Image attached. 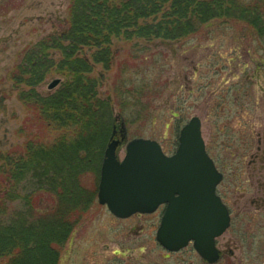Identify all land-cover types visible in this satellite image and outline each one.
<instances>
[{"label":"rangeland","instance_id":"obj_1","mask_svg":"<svg viewBox=\"0 0 264 264\" xmlns=\"http://www.w3.org/2000/svg\"><path fill=\"white\" fill-rule=\"evenodd\" d=\"M69 2L0 0L2 151L23 143L18 129L26 117V110L16 99L6 75L27 47L62 30ZM112 52L111 67L107 70L95 65L91 75L99 81V97L114 102L115 136L111 138L125 139L117 150L120 160L125 155V143L139 138L155 140L166 154H174L179 132L192 117L199 118L207 152L224 173L226 185L231 182V152H254L258 146L263 149L258 133L264 128V40L253 36L243 22H212L175 41L114 39ZM120 68H128L129 73L124 75ZM129 79L135 81L134 86L127 85ZM122 80L127 81L122 90L132 89L135 97L134 91L157 82L155 94L144 90L146 97L140 108H145V117L133 121L122 117L116 100V89ZM63 81V77L51 74L37 90L48 96ZM96 179L93 173L83 178L88 190L83 196L89 198L83 197V202L73 210L80 221L60 250L59 264H180L179 256L164 259L156 245L154 237L160 214L113 217L98 202ZM247 197L243 195L239 203L244 204ZM35 203L43 208L50 205V200L41 197ZM252 247L260 248V242ZM238 258L249 264H264V254Z\"/></svg>","mask_w":264,"mask_h":264},{"label":"trees","instance_id":"obj_2","mask_svg":"<svg viewBox=\"0 0 264 264\" xmlns=\"http://www.w3.org/2000/svg\"><path fill=\"white\" fill-rule=\"evenodd\" d=\"M216 21L243 22L264 40V0H70L62 30L22 52L6 75L26 117L23 143L0 150V264H59L80 221L73 210L88 193L83 178L95 174L97 186L115 126L114 102L99 97L91 75L95 65L111 67L113 40L175 41ZM51 74L65 81L43 96L37 87ZM126 82L116 89L122 117H145L144 90L155 94L157 82L134 91L137 97L122 90ZM41 197L50 205L35 203Z\"/></svg>","mask_w":264,"mask_h":264},{"label":"water","instance_id":"obj_3","mask_svg":"<svg viewBox=\"0 0 264 264\" xmlns=\"http://www.w3.org/2000/svg\"><path fill=\"white\" fill-rule=\"evenodd\" d=\"M118 144V140H112L104 153L99 203L124 218L136 212H152L166 202L157 241L176 251L192 238L202 244L203 254L207 255L213 237L224 230L227 219L213 198L218 178L204 149L199 119L192 118L181 129L179 147L171 157L165 156L155 141L135 139L127 144L126 154L119 161ZM212 207L220 209L214 219L202 213Z\"/></svg>","mask_w":264,"mask_h":264},{"label":"flooded vegetation","instance_id":"obj_4","mask_svg":"<svg viewBox=\"0 0 264 264\" xmlns=\"http://www.w3.org/2000/svg\"><path fill=\"white\" fill-rule=\"evenodd\" d=\"M258 142L264 145V128L258 133ZM234 151L236 154H229L231 182L228 185L224 183V173L212 158L221 174L214 193L225 207L228 227L221 235L213 238L207 256L203 254L202 244L192 239L177 252L165 250L155 240L164 259L175 255L179 256L180 264H249L238 256L264 254V146L263 149L258 146V151L254 152ZM236 192L238 193L235 194ZM243 195L248 197L244 204H240L238 199ZM166 206L167 204L160 205L152 214L159 213L161 218ZM208 212L214 216L219 214V209L216 211L212 208ZM257 241L261 247L253 248Z\"/></svg>","mask_w":264,"mask_h":264}]
</instances>
